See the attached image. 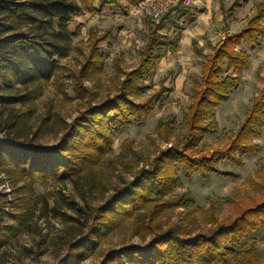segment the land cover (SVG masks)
Instances as JSON below:
<instances>
[{
	"label": "trees",
	"instance_id": "1",
	"mask_svg": "<svg viewBox=\"0 0 264 264\" xmlns=\"http://www.w3.org/2000/svg\"><path fill=\"white\" fill-rule=\"evenodd\" d=\"M137 2L0 0V133L10 139L0 138V166L20 194L14 200L17 208L6 211V195L0 193V257L1 249L19 231L26 225L31 227L27 221H31L36 212L41 217L52 211L66 222L58 241L67 249L58 264H79L86 259L117 227L116 217L133 218L134 233L141 236L143 242L110 249L98 264H229V259L233 260L232 264H264L257 254L256 240L246 239L249 231L263 225L264 162L253 181L258 200L249 206L238 207L232 218L218 222L216 213L210 208L206 221L211 226L205 232L194 233L181 222L156 232L151 229L152 220L160 214L161 206L164 209L185 208L192 203L186 201L184 195L163 199L177 181L176 172L181 171L183 176L190 178L194 173L206 175L205 170L211 167L209 162L217 151L209 155L208 151L197 149L203 136L217 128L214 110L228 97L231 89L238 87L241 69L249 64L248 53L237 47L257 44L258 39L264 37V3L257 6L256 13L244 28L226 34L212 53L202 54V76L187 109L182 138L175 139L169 148L147 160L134 171L131 181L115 186L102 204L92 206L84 201L85 193L94 188L99 167L123 157L130 147L127 142L119 155H108L114 135L130 124L144 123L161 97L157 90L140 99L147 90L145 77L154 73L157 62L164 56L157 31L169 13L150 33L138 65L124 71L115 93L100 102L92 104L93 92L84 81L101 70L100 42L108 34L90 32L89 53L77 71L68 73L58 59L67 57L72 50L73 33L69 24L75 17L85 13L100 14L112 6L128 14L129 5ZM235 7H238L236 2L231 8ZM224 66L232 73L223 74ZM61 75L73 79L76 93L87 100L86 106L66 126L57 144L41 147L39 131L33 130L30 123L34 113L32 103L49 81ZM25 105L28 107L23 110ZM263 127L264 83L226 151L231 154L239 149L243 153L254 152L257 144L252 136L260 135ZM155 132L159 140L169 142L173 136L170 119H160ZM50 179L56 182L72 180L76 187L88 184V188L81 191L82 203L73 199L65 204L74 214L61 211L56 205L49 207L43 197L37 201L41 205L39 210L34 207L32 212L29 209L31 203L27 194H32V185ZM147 231L152 233L148 239ZM61 254L58 250L56 257Z\"/></svg>",
	"mask_w": 264,
	"mask_h": 264
},
{
	"label": "rangeland",
	"instance_id": "2",
	"mask_svg": "<svg viewBox=\"0 0 264 264\" xmlns=\"http://www.w3.org/2000/svg\"><path fill=\"white\" fill-rule=\"evenodd\" d=\"M235 2L238 7L232 9ZM260 3H264V0H193L170 10L163 26L157 31L164 56L157 62L154 73L145 77L147 90L140 99H145L157 90L161 97L144 123L130 124L114 135L108 155H119L122 149L125 150L127 142L130 147L123 157L99 167L100 173L96 176L94 188L85 193L84 201L92 206L102 204L115 186L131 181L134 171L145 165L147 160L169 148L175 139L182 138L186 129L187 109L202 76V54L212 53L226 34L244 28ZM205 14H209V17L206 18ZM141 17L147 16H137L130 11L125 14L112 6L100 14L75 17L69 24V30L73 33V47L67 57L58 59V63L68 73L77 71L85 61L91 45L90 32L98 35L109 32L108 38L100 42L101 70L84 81V85L93 92L92 104L115 93L119 78L124 71L138 65L150 33L163 18L152 21L149 17L143 20ZM192 41H195V46ZM237 49L248 53L249 64L241 69L242 79L238 87L231 89L228 97L214 110L217 128L203 136L197 149L208 151L209 155L217 151L209 162L214 169L207 168L206 175L194 173L190 178L183 176L181 171L176 172L177 181L163 199L184 195L186 201L191 200L192 203L185 208L164 209L161 206L160 214L151 223V229L155 232L177 222L192 229L194 233L205 232L211 226L206 221V213L210 208L216 213L218 222H223L225 218H232L238 207L249 206L258 200V190L253 181L257 179V172L264 162V127L260 135L252 136L257 144L254 152L243 153L239 149L231 154L226 150L264 83V37L259 38L257 44H243ZM222 73L232 72L224 66ZM86 102L84 97L76 93L72 78L61 75L49 81L32 103L34 113L30 123L33 130L39 131V145L50 147L57 144L66 126L85 108ZM27 107L22 106V109L26 110ZM163 118L170 119L173 127V136L169 142L159 140L155 132L158 121ZM0 138L9 139L2 133ZM87 188L88 184L76 187L72 180L37 181L32 185V194H27V200L31 203L29 209L32 212L34 207L36 211L39 210L41 205L37 201L43 197L49 207L56 205L61 211L74 214L65 204L73 199L82 203L81 191ZM0 193L6 195V211L17 208L14 200L20 194L15 191L1 166ZM116 218L117 227L79 264H98L110 249L143 242L142 237L134 233L133 218ZM27 222L31 227L27 228L26 225L1 249L0 264H58L67 249L58 241V236L66 226L63 217L52 211L38 217L36 212L33 219ZM35 226H38V232ZM145 234L147 239L152 236L149 231ZM248 238L256 240L257 254L264 260V219L260 228L246 234ZM58 250L62 254L56 257ZM228 263L232 264L233 260L229 259Z\"/></svg>",
	"mask_w": 264,
	"mask_h": 264
},
{
	"label": "built area",
	"instance_id": "3",
	"mask_svg": "<svg viewBox=\"0 0 264 264\" xmlns=\"http://www.w3.org/2000/svg\"><path fill=\"white\" fill-rule=\"evenodd\" d=\"M193 0H138L134 5H130V12L137 16H147L152 21H159L168 14L172 8L180 4H188Z\"/></svg>",
	"mask_w": 264,
	"mask_h": 264
},
{
	"label": "crops",
	"instance_id": "4",
	"mask_svg": "<svg viewBox=\"0 0 264 264\" xmlns=\"http://www.w3.org/2000/svg\"><path fill=\"white\" fill-rule=\"evenodd\" d=\"M206 7L208 8V6H206ZM209 12H210V11H209ZM85 14H92V13H85ZM81 16H83V15H81ZM205 16H206V18H208V17H209V14H205ZM77 17H78V16H77ZM79 17H80V16H79ZM144 18H148V17H141L140 19L143 20ZM140 19H139V21H142V20H140ZM150 20H151V19H150ZM203 31H204V30H203ZM104 33L109 34L108 31H107V32H104ZM198 33H200V32H198ZM107 38H108V37H107ZM107 38H106V39H107ZM223 38H224V37H223ZM106 39H105V40H106ZM105 40H103V41H105ZM192 43H193V41H192ZM161 59H162V58H161Z\"/></svg>",
	"mask_w": 264,
	"mask_h": 264
}]
</instances>
